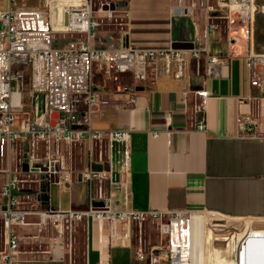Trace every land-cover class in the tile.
<instances>
[{
	"label": "built area",
	"instance_id": "obj_1",
	"mask_svg": "<svg viewBox=\"0 0 264 264\" xmlns=\"http://www.w3.org/2000/svg\"><path fill=\"white\" fill-rule=\"evenodd\" d=\"M125 1L40 0L41 6L32 8L17 5L18 0H7V8L0 11V176L3 177L0 196L6 200L0 206V228L5 237V249L0 253L2 264H12L19 253V236L12 227L33 228L35 238L49 240L46 251L49 259L61 262L66 249L71 248L76 227L85 221L88 231V219L106 221L112 231L118 222L126 225L155 222L165 246L152 247L146 255L139 247L135 251L136 263L195 264L192 251L195 214L179 212L162 220L156 212L124 209L126 198L122 195L119 207L123 210L102 198L107 182L114 191L121 189V184L115 181L129 164V131L106 132L91 127L93 110L100 103L99 92L91 81L93 70L126 74L135 82L145 81L154 70L178 81L183 76L186 56L197 61L203 55L206 74L214 76L227 57L211 56L208 46L199 50L193 44L187 49L168 50H140L124 44L111 50L92 49L89 42L99 28L124 26ZM196 4L197 0H191L188 6H183L181 0H174L169 14L190 17ZM199 7L204 12L207 34L213 35L217 27L214 21L222 20L227 25L229 43L236 40L245 43L243 58L250 87L264 96V54L253 50L255 19L258 13H264V6L258 7L256 0H199ZM119 31L123 33L122 29ZM57 34L60 40H66L63 46L54 45ZM193 93L199 101L189 109L187 93L181 92L179 108L184 116L189 111L200 115L196 127L205 132L207 93L203 90ZM37 97H42L44 110L40 120H32L31 102ZM128 102L133 104L134 99L129 98ZM19 114L26 117L16 125ZM237 127L249 139L264 138L259 121L253 116L239 117ZM76 143L84 146L90 159L99 146L98 164L94 165L100 169L93 170L90 165L77 174L78 180L86 185L87 211L39 210L49 196L50 186L60 190L71 182L75 174L72 149ZM103 146L105 160H101ZM104 165L108 171L103 169ZM100 200L104 206L96 207L93 202ZM29 217H35L36 221L27 222ZM249 235L239 241L234 264H245L247 259L242 251ZM259 238L264 241V237ZM261 259L264 264V250Z\"/></svg>",
	"mask_w": 264,
	"mask_h": 264
},
{
	"label": "crops",
	"instance_id": "obj_2",
	"mask_svg": "<svg viewBox=\"0 0 264 264\" xmlns=\"http://www.w3.org/2000/svg\"><path fill=\"white\" fill-rule=\"evenodd\" d=\"M173 1L126 0L124 26L99 28L90 39V47L111 50L124 44L140 50H168L175 44L184 46L182 49L193 44L199 50L208 46L211 56L227 58L214 76L206 74L204 55L197 61L186 56L183 76L178 81L151 70L145 81H133L122 91L120 88L110 97L111 102L91 117L94 130L129 131V164L115 181L121 184V189L116 192L107 182L104 196L108 192L114 199L122 194L126 198L124 209L156 212L162 220L179 212H208L206 215L216 220H221L216 216L219 215L264 222V138L249 139L237 127L239 117L253 116L259 121V131L264 137V96L250 87L243 58L246 45L241 40L229 43L227 25L222 20L214 21L217 27L213 35L207 34L199 0L190 17H171L169 7ZM190 2L181 0L183 6ZM6 8L7 0H0V11ZM253 50L256 52L254 44ZM196 90L207 93L205 132L196 127L200 115L189 111L184 116L178 104L180 93L185 91L191 109L199 101L193 93ZM129 98L134 99L133 104L128 102ZM43 103L42 97L32 100L30 119L40 120ZM25 117L19 114L16 125ZM154 132L161 134L153 137ZM91 168L100 169L97 165ZM79 170H75L69 185L60 190L56 186L59 195L68 196V208L62 210L59 201L57 207H50L48 196L39 210L86 212V185L78 180ZM5 203L0 196V206ZM114 204L120 209L119 202ZM35 221V217L27 219ZM87 223L84 264H137L131 224L118 222L112 231L106 221L101 222L100 230L96 222L88 219ZM250 226L253 232H249L242 255L247 259L245 264H262L264 241L259 237H264V223L254 222ZM12 230L19 236V253L12 264H67L65 256L61 262L49 259L46 253L49 240L35 238L33 228L12 227ZM4 239L0 228V253L5 249ZM193 242L195 259L201 250L198 242Z\"/></svg>",
	"mask_w": 264,
	"mask_h": 264
},
{
	"label": "rangeland",
	"instance_id": "obj_3",
	"mask_svg": "<svg viewBox=\"0 0 264 264\" xmlns=\"http://www.w3.org/2000/svg\"><path fill=\"white\" fill-rule=\"evenodd\" d=\"M18 1L19 2L17 5H23L26 7L35 8L41 6L40 0ZM256 5L261 8L264 6V0H256ZM60 38L61 36L57 34L56 42L54 43L56 47L63 46L66 43V40H60ZM254 49L256 53L264 54V13H258L255 19ZM91 83L98 90L100 98L99 105L93 110L92 113V117H94L99 109L111 102L110 97L113 94H116L120 88L122 91L124 88L130 86L133 83V80L129 75L126 74H116L114 72L105 73L104 71L97 72L96 70H93ZM24 102H26V100ZM54 125L55 122H51V126L53 127ZM98 149L99 146L96 147V150L94 149L92 158L90 159L87 157V151H85L84 146L81 143L73 144L72 152L74 169L79 170L81 167L84 168L86 166L89 168L90 165L98 164ZM105 158L106 155L103 146L101 160H105ZM106 186L107 185L105 183V191L107 190ZM110 191L111 193L113 192V190ZM122 197L120 196L119 198L113 199V197L110 196L108 192L105 194V196L104 191L102 194V198L109 199L112 205H116L114 203L118 204V202L122 200ZM58 201L60 202V207L62 210H66L68 208V196L65 194L59 195L57 187L51 186L49 189V206L54 208L57 207ZM96 203V207L104 206L103 201L101 200L97 201ZM120 210H123L121 206ZM206 214L209 213L200 212L195 214V216L198 217L195 218L193 239L198 242L201 250V253L197 255L194 260L195 264H234L239 240L249 232H253L250 226L251 223H264L251 219H229L219 215L216 216H218L221 220H216ZM131 226V239L135 251L141 247L142 252L146 255L149 253V249L152 247L163 248L165 246V242L159 238L157 225L155 222L144 221L140 224H131ZM86 235V222L84 221L76 227V231L73 234V243L71 248L66 249L65 262L67 264H84Z\"/></svg>",
	"mask_w": 264,
	"mask_h": 264
},
{
	"label": "bare ground",
	"instance_id": "obj_4",
	"mask_svg": "<svg viewBox=\"0 0 264 264\" xmlns=\"http://www.w3.org/2000/svg\"><path fill=\"white\" fill-rule=\"evenodd\" d=\"M62 1H63L64 3H65V1H66V2H68V1H69V2H72V1H73L74 3L76 2V0H62ZM196 217H198V216H192V251H193V253H194V251H195V247H194V244H193V243H194V242H193V241H194V239H193V232H194V224H195V218H196ZM95 222H96V224H97V230H98V228L101 227V222H99V220H96Z\"/></svg>",
	"mask_w": 264,
	"mask_h": 264
},
{
	"label": "water",
	"instance_id": "obj_5",
	"mask_svg": "<svg viewBox=\"0 0 264 264\" xmlns=\"http://www.w3.org/2000/svg\"><path fill=\"white\" fill-rule=\"evenodd\" d=\"M110 9L113 10V6L111 5L110 6ZM174 49H182L184 48V46L180 45V44H175V46H173ZM52 119L54 120L55 119V116H52ZM105 170H107V166L105 165Z\"/></svg>",
	"mask_w": 264,
	"mask_h": 264
}]
</instances>
